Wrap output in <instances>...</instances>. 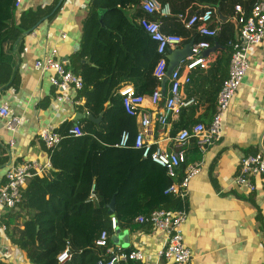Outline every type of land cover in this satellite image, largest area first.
<instances>
[{"label": "crops", "instance_id": "1", "mask_svg": "<svg viewBox=\"0 0 264 264\" xmlns=\"http://www.w3.org/2000/svg\"><path fill=\"white\" fill-rule=\"evenodd\" d=\"M58 2L20 0L17 7L15 2L8 6L0 1L1 12L14 24L19 23L25 10L39 12V20L31 30L19 32L1 48L0 105L7 103L23 120L13 133L0 118V184L9 162L20 164L27 159L44 161L47 158V150L38 138L40 127L51 123L57 129L65 120L72 121L77 113L87 114L84 96L79 94L81 103L78 106L56 104L53 99L55 88L49 83L47 74L43 75L33 66L35 59L55 47L56 58L67 60L73 72L79 67L75 53L79 49L82 21L90 1L62 0L59 5ZM252 3L227 0L221 8L223 15L227 16L223 22H228L234 38L237 31L234 5H240L245 11L246 8L251 9ZM125 11L136 21L142 14L135 6L127 7ZM211 24L220 30L221 21L217 20V15ZM186 32L192 35L197 31L186 29ZM182 37L185 38L184 35ZM216 38L218 41L214 39L208 47L214 48L208 54H202L206 67L192 69L190 83L182 84L180 88L181 98H195L189 104L191 106L180 114L176 112L167 117L162 124L159 115L163 113L164 99L154 105L149 101L150 95H145L146 100L133 119H119L116 126L120 125L132 133L143 131L145 139L157 143L162 149L175 150L174 137L182 127L198 120L208 124L213 110L208 97L212 91L218 90L221 75L215 61L227 51L226 36L220 33ZM249 62L243 81L224 114L221 138L203 149L194 139L181 146L186 154V164L200 167V171L188 181L184 202L188 215L182 227L183 241L192 255L187 264H264V177L254 179L256 188L252 192H246L234 182L241 158L264 149V38L252 48ZM184 64L185 60L179 65ZM222 68L223 75H226V67L222 65ZM157 87L161 89V83ZM162 94L164 97L169 94V79ZM147 114L150 115V123L145 126L142 121ZM97 156L105 157L103 154ZM113 166L117 170L115 164ZM169 180L162 171L154 169L142 181V188L152 193L164 187ZM138 209L140 203L135 201L129 211L132 213ZM111 214L117 217L118 223L125 225L123 216L115 214V207ZM130 226L118 227L128 231L129 247L143 252L145 264H170L156 255L163 243L161 231L149 224L138 223L136 219ZM4 246L9 252L4 261L8 264L25 263V252L0 233V248Z\"/></svg>", "mask_w": 264, "mask_h": 264}, {"label": "trees", "instance_id": "2", "mask_svg": "<svg viewBox=\"0 0 264 264\" xmlns=\"http://www.w3.org/2000/svg\"><path fill=\"white\" fill-rule=\"evenodd\" d=\"M0 1L8 6L15 2ZM158 1L169 2L172 8V16L157 18L161 22V29L167 33L184 35L183 44L190 40H206L210 45L214 39L218 41V34L226 36L227 51L215 61L221 69L218 79L220 84L218 90L212 91L208 97L213 117L217 94L226 76L223 75L222 65L226 67V74L228 70V43L234 40L233 31L228 22H221L215 37H205L198 32L188 35L187 28L178 21L176 15L185 11H199L205 6L215 8L219 5L223 8L227 0ZM131 6L140 11L138 0H90L87 15L82 21L79 49L75 53L79 67L73 70L83 78L84 85L78 94L84 96L85 110L94 117L101 113L103 115L99 124L87 118L78 120L82 131L79 136L69 132L75 124L73 121L61 123L56 129L60 141L50 150L51 169L42 176L30 178L20 202L2 216L0 222L6 226L5 234L9 241L25 252L24 264H59L57 254L65 248L67 241L71 257L65 264H97L104 249L96 246L95 240L102 229L111 233L107 204L112 198L115 200V214L123 216L126 222L125 225L119 222L118 226L129 228L134 225L139 214L148 215L155 209L173 210L182 206L177 197L163 194L172 182L163 168L142 159L139 150L113 146L124 129L120 125L116 126L118 120L134 117L123 108L119 93L121 87L129 84L137 93L149 96L160 84L153 75L159 58L156 42L150 39L134 18L126 14L125 9ZM249 11V8L245 9L246 15ZM38 13L25 10L19 23L14 24L8 21L0 8V54L4 42L13 40L19 32L31 30L35 26L39 20ZM141 13L143 16L144 13ZM109 97L111 103L107 106ZM189 106H180L177 113L180 114ZM98 154L105 157H98ZM185 164L179 168L177 180L181 179ZM127 169L129 171H121ZM154 169L162 171L170 180L160 190L148 193L142 188V181ZM93 179L98 191L99 201L96 202L87 201ZM135 201L140 203V209L130 213Z\"/></svg>", "mask_w": 264, "mask_h": 264}, {"label": "built area", "instance_id": "3", "mask_svg": "<svg viewBox=\"0 0 264 264\" xmlns=\"http://www.w3.org/2000/svg\"><path fill=\"white\" fill-rule=\"evenodd\" d=\"M19 4L20 0H16L15 6L18 7ZM234 8L238 36L237 39L234 38L228 43L230 49L228 70L217 94L211 122L205 125L197 121L189 127L181 128L174 137L177 146L175 150L162 149L157 143L145 139L143 131L139 130L134 133L128 129L121 130L115 144L119 148L139 150L142 159L150 160L153 164L163 168L166 175L174 180L164 189L163 194H171L177 197L182 203L180 208L173 210L155 209L148 215L139 214L135 218L136 222L149 224L155 230L162 232L163 243L156 255L159 259L170 264H187L192 258L191 250L183 241L182 227L188 215L184 202L187 197L188 181L200 171V167L197 164H186L181 179L177 180L179 168L186 163V154L181 146L188 140L194 139L198 147L203 149L221 138L224 114L249 68L250 52L264 38V0H255L248 15L240 5H235ZM138 9L144 13L138 18V25L157 45L159 58L154 67L153 75L160 80L165 75L167 51L182 45L184 38L179 34L167 33L161 29V22L157 18L172 16V8L169 2L138 0ZM215 15L214 7L205 6L192 13L188 11L178 13L176 17L185 28L195 29L205 37H215L219 31L218 27L211 24ZM209 46V42L206 40L193 42L191 53L185 58V64L178 65L168 78L169 94L164 97L161 89L156 87L149 96L150 103L154 105L159 104L164 99L163 113L159 115V122L162 124L166 122L167 117L176 113L180 106H187L194 101L192 98H181L180 88L182 84L190 81L192 69L197 66L206 67L202 51ZM56 55L57 49L53 47L35 59L33 66L43 75L47 74L49 83L55 88L53 99L56 104L78 106L81 103V96L78 93L83 88V78L70 69L67 60H60L56 58ZM183 70L186 72L183 73ZM119 93L122 97L123 108L130 116L136 115L146 100L145 95L137 93L134 87L129 84L122 86ZM0 118L4 120L5 127L13 133L23 120L19 114L14 113L9 108L7 103L0 105ZM142 122L145 126L149 125L150 115L147 114ZM69 132L74 136L81 135V126L75 122ZM38 138L44 144L48 156L44 161L27 159L20 164L9 162L0 184V220L4 213L13 210L20 202L22 192L29 179L48 173L52 167L50 150L59 143L60 135L53 124L47 123L39 128ZM259 177H264V149L241 158L234 182L239 187L244 188L246 192H252L256 188L254 179ZM87 201H98L95 182L90 185ZM109 222L111 233L102 229L95 240V245L104 249V254L97 260V264H145L144 254L141 250L124 248L111 242V236L118 227L117 217L111 214ZM5 230L6 226L0 222V233L6 236ZM69 248L67 241L65 248L57 254L59 264H65L70 259ZM8 253L6 246L0 248V264L4 262V257H8Z\"/></svg>", "mask_w": 264, "mask_h": 264}, {"label": "water", "instance_id": "4", "mask_svg": "<svg viewBox=\"0 0 264 264\" xmlns=\"http://www.w3.org/2000/svg\"><path fill=\"white\" fill-rule=\"evenodd\" d=\"M62 0H59L58 5L60 4ZM216 10V15H217V20L218 21H225L227 19V16L223 15L221 8L219 5L215 7ZM238 36V31H235V39H237ZM193 44V40H190L186 43L183 44L182 47H177L171 50L167 51L166 54V59H167V64H166V70H165V75L160 79L161 83V90L164 93L165 92V86L166 82L168 81V78L172 71L183 61L185 58L190 55L191 53V46ZM214 48V47H212ZM212 48H206L203 49L202 54H208ZM111 103L110 97L106 101V105H109ZM103 113H101L98 117H94L91 114H84V113H77L73 118L72 121H78L81 118H87L88 120L94 122V123H99L102 119ZM114 212V199L110 201L108 204V213L111 214ZM129 234L127 230L121 229L117 227L114 231V233L111 236V242L115 245H119L121 247L127 248L129 247L130 241H129Z\"/></svg>", "mask_w": 264, "mask_h": 264}]
</instances>
